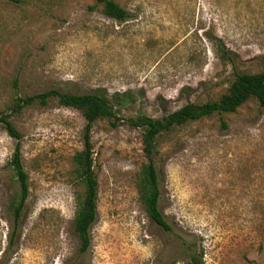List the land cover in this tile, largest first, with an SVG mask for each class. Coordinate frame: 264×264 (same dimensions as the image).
<instances>
[{
	"label": "rangeland",
	"instance_id": "1",
	"mask_svg": "<svg viewBox=\"0 0 264 264\" xmlns=\"http://www.w3.org/2000/svg\"><path fill=\"white\" fill-rule=\"evenodd\" d=\"M114 1L127 19L104 15L94 0H0V111L49 89L126 92L131 100L115 105L116 115L156 118L216 98L235 73L264 69V0ZM10 121L28 194L2 256L16 184L7 164L15 139L0 124V264H185L180 239L195 244L203 264H264V107L254 99L157 136L158 209L170 231L138 198L140 130L96 120V219L84 252L72 230L71 178L84 119L51 99Z\"/></svg>",
	"mask_w": 264,
	"mask_h": 264
},
{
	"label": "trees",
	"instance_id": "2",
	"mask_svg": "<svg viewBox=\"0 0 264 264\" xmlns=\"http://www.w3.org/2000/svg\"><path fill=\"white\" fill-rule=\"evenodd\" d=\"M94 1L100 5V11L104 15L116 21H123L129 16L128 12L114 0ZM222 51L226 53V50ZM51 99H54L60 106L77 110L84 119L82 147L74 151L71 156V178L75 190L72 230L78 240V251L84 252L89 246V227L96 219V177L92 168V145L90 141L92 124L98 119L106 118L111 126H115L117 122H125L140 130L141 150L146 161L140 165L136 174L135 187L138 198L142 202L148 218L163 230L170 231V226L158 209L157 173L151 155L157 136L175 126L214 113L233 112L248 99H254L258 106L264 107V69L256 72L235 73L225 90L216 98H209L200 102H187L156 118L145 114L127 117L116 115L115 105L128 103L131 100L127 97L126 92H115L106 96L102 92L68 93L49 89L38 93L15 96L8 109L0 111L2 128L11 138L15 139L7 164L16 184L14 195L6 207L9 217V232H7L6 247L1 252L2 256L14 245L28 194L27 174L20 161L18 140L21 135L10 121V116L18 113L25 106L45 105ZM180 245L186 252L185 264H203L202 254L195 248L193 242H185L180 239Z\"/></svg>",
	"mask_w": 264,
	"mask_h": 264
}]
</instances>
